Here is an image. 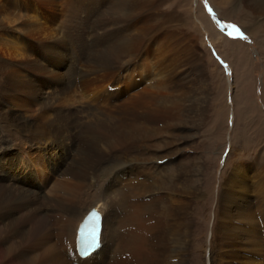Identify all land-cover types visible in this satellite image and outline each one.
I'll use <instances>...</instances> for the list:
<instances>
[{
	"label": "rangeland",
	"instance_id": "1",
	"mask_svg": "<svg viewBox=\"0 0 264 264\" xmlns=\"http://www.w3.org/2000/svg\"><path fill=\"white\" fill-rule=\"evenodd\" d=\"M123 1L124 10H116V14L109 10L113 0H0V61L6 64L0 70V79L35 81L44 92L43 107L33 95L19 93L17 98H5L3 105L42 122L52 121L62 131L53 137L51 129L43 126L44 130L33 137L9 138L12 154L16 155L13 164L28 165L39 196L60 200L65 199L67 192L74 196L82 193L81 202L78 201L83 203L94 189L84 187L79 191L75 186L71 172H77L78 162L69 169L72 177L65 172L67 168L59 170L55 165L67 150L87 154L92 148L90 139L94 136L99 140V155L106 158L100 164L108 165L113 168L108 170L117 174L116 178H99L103 182L100 186L109 182L113 185L105 199L108 228L103 251L94 258L99 264L110 260L111 244L105 243H109L110 227L116 225L114 217H118L123 236L127 235L124 223L128 207L121 200V189L123 194L130 193L141 217L150 219L149 225L158 216L161 199L166 201V193H181L177 201L187 213L184 222L192 224L191 243L198 240L192 246L198 257L194 264H209L211 241L222 246L220 242L228 238L232 225L248 231L251 226L238 223V218L252 213L264 247V64L259 53L262 37L256 41L242 32L246 7L234 0ZM117 11L125 14L120 17ZM255 24L250 20L247 26L252 30ZM39 26L47 30V36L40 34ZM129 31L134 44L131 60L123 58L129 64H109V69L95 71L102 42L113 45ZM237 41L242 45H237ZM95 89L98 92L88 99L87 93ZM82 92L84 98L80 97ZM132 111L142 116L170 111L174 118L152 125L153 130L151 126L141 132L132 129L123 134L130 139L123 144L116 142L118 126L133 125L116 112ZM65 127L67 130L63 131ZM169 157L173 158L169 161L172 163L166 165ZM252 163L259 164L263 172L258 171L255 176L246 169L239 178H249L246 181L252 183L259 177L262 183L249 192L245 199L248 205L235 211L234 202L224 204L222 200L226 181L235 176L233 169L239 165L247 168ZM0 165L5 168L7 163L2 161ZM114 167L127 170L120 172ZM176 202L172 205H178ZM89 204L93 202L90 200L85 207ZM50 207L44 206V211ZM72 217L67 210L59 212L56 224L54 220L45 236L32 244L39 260L47 255L60 261L73 257L69 227L74 224ZM144 233L148 236L146 228L139 235ZM245 235L243 240L247 239ZM240 242L232 241L226 247L232 254L228 259L231 264L237 263L234 258L240 260ZM126 260L120 264H130ZM133 263L136 264L135 259Z\"/></svg>",
	"mask_w": 264,
	"mask_h": 264
},
{
	"label": "bare ground",
	"instance_id": "2",
	"mask_svg": "<svg viewBox=\"0 0 264 264\" xmlns=\"http://www.w3.org/2000/svg\"><path fill=\"white\" fill-rule=\"evenodd\" d=\"M114 1L115 0H113L112 3L111 2L109 3L110 4L109 10L111 12L114 11V13H116L115 12L116 10L119 9L124 10L122 5L126 2H124L123 0H117L116 2ZM234 1L237 2L238 4H243V7H246V9H243V11L245 12L247 18H245L246 20H244L245 23L243 25L242 32L246 33L247 35L250 34L252 37L255 38L256 41L262 37L261 49L259 53L262 54L263 56V64H264V0H234ZM117 12L121 13V16L120 15L118 16L122 17L124 11L123 12L117 11ZM250 20L254 21L256 24L258 23L257 25L255 24L252 30H250V28L247 26V24L250 23ZM31 22H33V24L36 23L33 20ZM38 28L39 31H41L40 34L43 33H45L43 35L47 34L46 33L47 30L45 31L41 26H39ZM250 31L253 32L250 33ZM124 34H122L118 38L117 43L115 40V43H113V45L110 44V42L108 43L106 41L102 42V49L99 52L98 57L95 59L96 62L98 63L96 65V68H94L95 71H97L96 69L98 70L99 69L102 70L106 68L109 69L110 65L120 64L121 66L127 63L128 60H131L130 54L132 52L134 45L132 40L130 39L132 33L131 31H129L128 33H124ZM49 36H52L51 32L48 35V39ZM223 41L224 39H222V42ZM214 43H215L214 44L215 47H217L218 44L216 43V39ZM211 44H213V42H211ZM236 44L242 45L238 41ZM241 47L245 49L244 46ZM245 55H247L246 52ZM124 57L126 58L129 57V58L128 60L124 59L123 61ZM5 65L6 64L4 63V61H0V70H3ZM35 83H36L35 81L29 83V82H24L22 80L16 82V80L0 79V164L2 161H4V164L7 163L5 168L4 166L0 165V172L2 174L0 176V264H90V263L99 264L96 263L97 260L95 259H97L98 256L103 251V247H104L103 239L106 233V228H108V224H107L108 214H107V206L105 203V199L109 195V192H112V187H113L112 183L110 182L100 186L99 183H103V182H101L102 180L99 181V178L101 176H102L101 178H104L105 176L107 177L111 176L113 178L117 177V174L111 173L109 171L110 169L113 168L111 167L108 168V165L102 166L100 164L102 161H105L106 158L103 155H99L101 154L98 151L99 140H96L94 136L92 137V139H90L92 142L91 144L92 148H90L87 154H84L82 152L80 155H78L77 152L73 154L70 152V150H67L64 156L58 159L57 165H55L56 168H59V170H63V168L64 169L67 168L65 172L67 171V173L69 174L70 167H72L73 165H75L76 162H78L77 172L76 173L71 172L72 174H74L73 177L72 174L69 175L74 180H76L75 186L77 187L78 190L80 189L79 191H81L84 187H88V190L94 189L93 190L94 192L90 194L91 195L90 200L91 202H93V204H89L87 207H85V205L90 202V200L88 199L90 196L89 194L88 196L86 195L87 199L84 197L85 199H83L84 200L83 203H79L80 199H82L80 198L82 197L81 196L82 193H76L77 196L76 197L73 195L74 193L72 194L71 192L69 193L67 192V196L65 197L64 195L65 199L62 198L60 200L59 199L49 200V198L47 199L43 198L42 195L39 196L37 189L36 190L34 189V185H35V180L33 178L34 173H32L31 169L28 170L29 168L28 165L22 166L23 162L16 163V165L13 164V159L16 158V155L12 154V148H11L12 145L9 138L11 139L14 137H19L21 139H24L23 136L33 137L32 134L41 132L39 130L43 126L51 129L52 132L51 136L53 135V137L54 134L57 135L58 133H62L61 128L59 127H58L59 129L57 127L55 128L53 124L54 122L52 121L42 122L39 121L37 117H31L26 114L24 115L23 113L19 114L12 112L10 109L11 107L7 109L3 105V103L5 102L4 101L5 98L6 99L7 98L10 99L14 97L17 98L16 94L19 93L22 96L23 94L24 95L27 94V96L33 95L36 101H41V106H42L44 104L42 100L44 97L43 96L44 92L40 87L36 86ZM33 91L35 92V94H33ZM97 92L98 91H96L95 89L92 90L90 94L87 93L88 99L92 98V96ZM84 94L85 93L82 92L80 97L84 98L85 97ZM72 97H75V95L73 94ZM40 110H42V108ZM120 113L122 112H116V115L120 116L123 119L128 118L130 121L133 122V125L131 124L132 126L130 127L127 125L118 126V129L115 132V140L116 142L122 144L124 143V140L127 141L128 139H130V137L127 139L124 138L123 136V134L130 132V130L133 129L141 132L148 130L149 126H151V130H153L152 125L154 124L157 125L160 122L162 123L163 122L165 123L166 121L169 122L171 119L174 118V114H172L170 111L168 112L166 111L159 115L153 113L158 116H155L153 114L151 115L150 113H147L149 115L142 116L138 114V111L136 112L132 111V113L129 114H127V112L126 113L124 112L122 113V115ZM99 115L101 116L102 114L98 113V116ZM92 117L93 115L91 116V118ZM78 124H80L79 121ZM43 128L41 130H44ZM158 129L159 128H156L157 131H159ZM62 130L66 131L67 128L66 127L62 128ZM156 130L155 133L157 132ZM146 132L147 135H149L148 131ZM37 137H41V135ZM152 137L155 138L154 136ZM59 138H61V136H59ZM149 141L151 140L149 139ZM62 142L64 141L62 140ZM113 147L114 146L112 145L110 147V150ZM171 159L173 158L169 157L168 160L165 162V164L167 163L166 165H168ZM256 165L257 166H255V164L252 163L251 166L249 165L250 167L247 168L245 167L243 169L240 167L242 165H239L238 168L233 169L234 170L233 176L234 175L235 176L233 178L227 179L226 181L225 184L226 188L224 189L225 193L222 195V200L224 204H227V202H229V204L234 202V204L237 206V209L235 211H240L242 207L248 205V201L245 199H248L250 195L249 192L254 188H257L259 183H262L258 181L259 177L257 179L252 178L253 179L252 183L246 181L249 178L247 179L239 178L240 175L241 174L244 175V173L247 170H248L247 172L248 174H251L253 172L254 174L256 173L258 174V171H260V173L261 171L263 172V169H261L262 167L259 169L258 167L260 165L259 164ZM10 167L12 168V170L10 169ZM114 168L117 169L118 167H114ZM2 169L5 170L4 173L1 171ZM118 169L120 170V172H123V170H125L126 168H118ZM65 172L64 174L62 173V175H65L66 174ZM31 173H32L31 177L28 178ZM257 174L255 176H257ZM259 180H261V178ZM98 185L100 186L99 188H97ZM26 187H29V189H25ZM127 188L128 187H126V189ZM114 191L116 192V189ZM121 191L123 190L121 189ZM121 191H119L121 200L123 201L124 205L126 204V206L128 207L126 222L124 223V225H126L127 228L126 229L127 235L123 236V233H121L120 231L121 224H119L118 222V217H116V219L114 217L113 220H116V225L110 227L111 231L109 232L110 235L109 243H107V241L105 243V244H111L109 248L110 249L109 253L111 256H110V260L103 261L102 262L103 264H105V262H107V264H120L121 262H124L125 258L127 259L126 261H128L130 264H134L133 263L134 259L136 260V264H194V262L197 261L198 257L196 254H193L195 250L192 248V246L193 243L198 244V240L194 239L193 242L191 243L190 227L192 224H186V222H184L187 213L182 209L180 202L178 203L177 201L178 199H180L179 197L181 196V193H179L178 191L167 192V193L165 192L166 201H163V199H161L160 201L161 206L158 216L154 219L153 224L149 225L147 224V222L149 223L150 219H147L146 221L141 217V211L139 214L137 206L134 205L130 200L131 199L130 193L127 192L126 194H123ZM114 196L116 197L115 193ZM41 201L42 203H40ZM172 202H176L178 205L174 206L172 205ZM43 205L51 206V207L50 209L45 208L44 211ZM80 207L81 210L78 211ZM91 209H95L102 218L100 247L90 255H87L85 257L82 256L81 258L78 256L76 252L77 228L83 217L87 215ZM66 210L71 212L73 216L72 220L74 224L73 226L71 225L69 226L70 230H72L71 246H72L73 257L71 258L70 256H67L65 258L66 260L60 261L57 258H55V256L50 258L49 255H47L45 258H41L39 260L38 257L35 255V252L32 248V244L35 241L41 240L45 236V232L47 231L49 225L51 226V223L54 224V220H55V224L58 221L59 218L57 219V216L59 212L61 213L62 211H66ZM253 218H254L253 213L249 217L246 216L239 217L238 223L244 224L245 227L246 225H249L248 227L251 226V228L248 229V231H246L245 229H242L239 226L232 225L228 230L229 231L228 238L220 242V244L224 247L217 244L215 245L214 240L211 241L209 245V249H210V255L208 258L209 264H231V262L228 259L232 257V254H230L229 250H227L226 247H228L232 241L236 244L238 240L241 241L240 243H241V247L243 248L242 250L243 252L240 257V260H237V258L233 259L235 262H237L235 264H264L263 261L264 247L261 240L262 235L260 237L261 234L259 230L260 227L259 225L257 227L258 223H255ZM139 224L143 225V228L140 227ZM145 228L147 229L148 236L146 235V233L140 236L139 233L141 231L143 233V229L145 230ZM244 234H246L245 238L247 239L243 240Z\"/></svg>",
	"mask_w": 264,
	"mask_h": 264
},
{
	"label": "snow or ice",
	"instance_id": "3",
	"mask_svg": "<svg viewBox=\"0 0 264 264\" xmlns=\"http://www.w3.org/2000/svg\"><path fill=\"white\" fill-rule=\"evenodd\" d=\"M95 215H91L88 220L85 221L83 225H81V236L83 237L89 230V225L92 223L93 220H95ZM92 238V243L90 245V248H95L98 243V232L93 229L90 233ZM87 251L85 252V255H87Z\"/></svg>",
	"mask_w": 264,
	"mask_h": 264
},
{
	"label": "water",
	"instance_id": "4",
	"mask_svg": "<svg viewBox=\"0 0 264 264\" xmlns=\"http://www.w3.org/2000/svg\"><path fill=\"white\" fill-rule=\"evenodd\" d=\"M91 215H93V214H91ZM94 250V248H90L88 251H87V255H89L92 251ZM87 255H85V253L83 254V257H85V256H87Z\"/></svg>",
	"mask_w": 264,
	"mask_h": 264
}]
</instances>
